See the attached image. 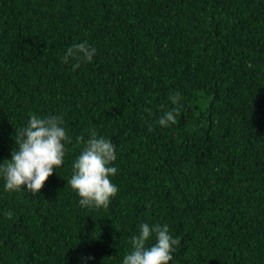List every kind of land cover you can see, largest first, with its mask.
Segmentation results:
<instances>
[{"label":"trees","instance_id":"obj_1","mask_svg":"<svg viewBox=\"0 0 264 264\" xmlns=\"http://www.w3.org/2000/svg\"><path fill=\"white\" fill-rule=\"evenodd\" d=\"M85 40L90 63L61 62ZM32 114L72 143L36 195L0 177V264H122L143 223L180 237L169 264H264V0H0V162ZM93 131L116 150L107 209L67 184Z\"/></svg>","mask_w":264,"mask_h":264},{"label":"clouds","instance_id":"obj_2","mask_svg":"<svg viewBox=\"0 0 264 264\" xmlns=\"http://www.w3.org/2000/svg\"><path fill=\"white\" fill-rule=\"evenodd\" d=\"M95 55L96 49L85 40L69 46L61 62L68 64L74 60L75 69L82 63H90ZM168 99L172 107L165 109L158 120L159 126L165 128L177 123L183 98L177 92ZM145 111L150 112L151 109ZM63 123L57 115L32 114L25 126L15 130L11 158L0 162V177L6 192L24 190L36 195L55 168L62 166L66 145L72 143ZM152 130L149 126L148 131ZM76 142L81 150L72 163V175L67 184L80 197L78 203L81 207L107 209L111 198L118 193V187L110 179L118 172L114 166L115 145L95 131L87 139L83 135L77 136ZM150 240L154 242L149 244ZM179 243L180 237L173 238L167 224L143 223L138 234L131 237V247L122 264H169Z\"/></svg>","mask_w":264,"mask_h":264}]
</instances>
